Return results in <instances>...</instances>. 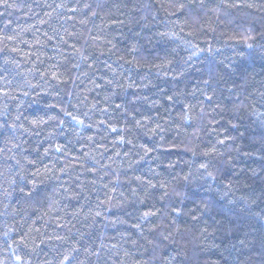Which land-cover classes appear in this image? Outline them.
<instances>
[{
	"label": "trees",
	"instance_id": "16d2710c",
	"mask_svg": "<svg viewBox=\"0 0 264 264\" xmlns=\"http://www.w3.org/2000/svg\"><path fill=\"white\" fill-rule=\"evenodd\" d=\"M0 264H264V0H0Z\"/></svg>",
	"mask_w": 264,
	"mask_h": 264
}]
</instances>
